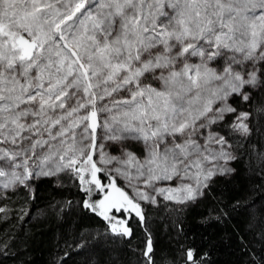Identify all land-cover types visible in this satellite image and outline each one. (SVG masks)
I'll use <instances>...</instances> for the list:
<instances>
[{
    "label": "snow or ice",
    "instance_id": "1",
    "mask_svg": "<svg viewBox=\"0 0 264 264\" xmlns=\"http://www.w3.org/2000/svg\"><path fill=\"white\" fill-rule=\"evenodd\" d=\"M236 165L252 187L207 219L246 214L260 249L240 237L244 264H264V0H0V221L30 217L49 178L62 198L40 215L98 225L52 264L125 249L157 264L150 209L183 234L184 212ZM180 257L210 264L194 243Z\"/></svg>",
    "mask_w": 264,
    "mask_h": 264
},
{
    "label": "trees",
    "instance_id": "2",
    "mask_svg": "<svg viewBox=\"0 0 264 264\" xmlns=\"http://www.w3.org/2000/svg\"><path fill=\"white\" fill-rule=\"evenodd\" d=\"M236 167L238 169L236 175L215 179L211 197L184 212L183 234L178 235L172 226V221L176 218L175 213L165 212L163 206L150 209L157 264H161L165 258L175 264H183L180 245L191 247L193 243L201 253H208L210 264H244L248 257L243 254L240 237H244L245 243L251 242L259 251L258 237L247 231L246 214L235 213L230 219L222 222L207 219L210 208L217 206L223 208L225 204L231 208L235 200L248 193L252 187L254 181L249 179L248 173L241 165ZM33 188L37 198L34 204L28 206L31 209V216L25 217L24 220L12 216L8 221H0V242L12 238L11 253L0 256V264H52L57 255H63L65 240L70 239L78 227H98L96 218L89 220L76 216L60 220L52 215H40L38 209L61 199L62 193L49 178L37 179ZM26 195L23 190L20 192L18 205L22 204ZM214 199L219 200L218 205L214 203ZM142 238L143 233H138L137 241H140V247L143 246ZM132 247H137V242L134 241ZM116 255L119 256L118 264H136L139 258L127 249L119 253L100 251L98 258L102 264H110L112 257Z\"/></svg>",
    "mask_w": 264,
    "mask_h": 264
},
{
    "label": "rangeland",
    "instance_id": "3",
    "mask_svg": "<svg viewBox=\"0 0 264 264\" xmlns=\"http://www.w3.org/2000/svg\"><path fill=\"white\" fill-rule=\"evenodd\" d=\"M39 179V178H38Z\"/></svg>",
    "mask_w": 264,
    "mask_h": 264
}]
</instances>
